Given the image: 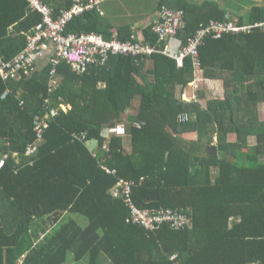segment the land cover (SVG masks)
<instances>
[{
  "label": "trees",
  "instance_id": "obj_1",
  "mask_svg": "<svg viewBox=\"0 0 264 264\" xmlns=\"http://www.w3.org/2000/svg\"><path fill=\"white\" fill-rule=\"evenodd\" d=\"M40 1L53 19L77 3ZM98 1L65 34L163 48L153 25L145 40L114 37ZM218 3L160 0L157 11H183L182 44L211 21L250 27L199 47L202 77L222 90L204 107V84L198 102L177 97L195 78L191 58L178 68L161 52L76 73L51 50L0 73V264H264V4L230 0L236 16ZM41 21L29 0H0V61L24 54ZM133 209L183 222L148 229Z\"/></svg>",
  "mask_w": 264,
  "mask_h": 264
},
{
  "label": "built area",
  "instance_id": "obj_2",
  "mask_svg": "<svg viewBox=\"0 0 264 264\" xmlns=\"http://www.w3.org/2000/svg\"><path fill=\"white\" fill-rule=\"evenodd\" d=\"M29 1L31 7L42 15V21L34 27V35L29 36V48L24 54L16 58L11 64L0 61V73L4 78H7L9 74L13 76L20 67L24 66L27 70L26 66L30 65L37 56L47 54L51 50L54 52V58L52 59L54 64L66 61L76 73L85 72L91 65L105 64L110 55L138 57L141 55L151 56L161 52L172 58L178 68H182L184 61L191 58L195 78L185 90H179L177 94L179 99L186 102H196V92L200 89L201 84L208 83L202 77L201 65L198 61V49L204 40L208 38L220 39L224 34L239 33L250 28L237 27L228 22L211 21L201 26L193 36L186 39L176 53H173L166 46L160 49L157 45L142 41L134 43L130 41L121 42L116 39L105 41L100 35L93 33L65 34V28L71 19L85 11H92L98 4V0H77V3L69 11L63 12L62 16L57 19L52 18L51 10L40 0ZM184 27L183 11L162 7L152 30L158 36V44H164L165 40L176 36ZM47 41H49V45L44 43ZM7 69H10L9 73ZM188 88L191 90V95ZM62 109L66 111L65 107H62ZM36 120L37 127L35 130L40 136L42 128H46L47 123L40 118H36ZM90 144H93L94 148V143L91 142ZM125 192L129 193L130 189L127 188ZM133 213L135 221L148 229H154L164 222L172 223V225L183 222V218L170 211L163 215L150 214V216L146 211L140 212L133 209ZM175 259L176 255L171 256V260Z\"/></svg>",
  "mask_w": 264,
  "mask_h": 264
},
{
  "label": "crops",
  "instance_id": "obj_3",
  "mask_svg": "<svg viewBox=\"0 0 264 264\" xmlns=\"http://www.w3.org/2000/svg\"><path fill=\"white\" fill-rule=\"evenodd\" d=\"M171 1V0H170ZM190 2H205L206 0H187ZM209 1V0H208ZM219 4V7L227 12V15L237 16V9L232 6L230 0H211ZM249 7L255 4H264V0H244ZM64 2L59 4L63 5ZM160 0H108L104 4V26L108 30H114V37L118 35L117 29H126L137 40H145L144 30L150 28L157 20V11ZM182 11V10H181ZM185 23V21H184ZM179 34V33H178ZM167 39L163 46L176 53L182 45L177 37ZM127 36V33H126ZM216 94H220V90Z\"/></svg>",
  "mask_w": 264,
  "mask_h": 264
},
{
  "label": "rangeland",
  "instance_id": "obj_4",
  "mask_svg": "<svg viewBox=\"0 0 264 264\" xmlns=\"http://www.w3.org/2000/svg\"><path fill=\"white\" fill-rule=\"evenodd\" d=\"M205 88L207 90V94H206L207 96L204 98V100L202 99L200 102H198V100H197V102L202 107L205 106L206 99L215 98V97L218 96L217 94L213 95V89H218V90L222 91L221 90V84L219 82H215L214 80L213 81L210 80V82L206 85ZM209 92H211V93H209ZM208 93L211 94V95H208ZM189 94L191 95V92H189ZM259 111H260L259 112L260 117L263 120L264 119V104H261L259 106ZM133 114H134V112L131 109L125 111V115L126 116L133 115ZM121 129H122L121 125H118V126L115 127V131L118 132L119 134L121 132ZM194 137H195L194 135L193 136H189V135L187 136V138H194ZM231 139H233V138H231ZM125 141L128 142V139L126 137H125ZM249 145H251V146L255 145V139L254 138H250L249 139ZM81 220H82V222H81L82 224H86V220L85 219H81ZM71 263L72 264H76L74 262H71ZM79 264H81V263H79Z\"/></svg>",
  "mask_w": 264,
  "mask_h": 264
},
{
  "label": "clouds",
  "instance_id": "obj_5",
  "mask_svg": "<svg viewBox=\"0 0 264 264\" xmlns=\"http://www.w3.org/2000/svg\"><path fill=\"white\" fill-rule=\"evenodd\" d=\"M209 82H210V81H208V83H209ZM208 83H206V84H204V85H207ZM217 91H218V89L215 90L214 95L217 93ZM217 95H218V96H221L220 94H217ZM218 96H217V97H218Z\"/></svg>",
  "mask_w": 264,
  "mask_h": 264
},
{
  "label": "water",
  "instance_id": "obj_6",
  "mask_svg": "<svg viewBox=\"0 0 264 264\" xmlns=\"http://www.w3.org/2000/svg\"><path fill=\"white\" fill-rule=\"evenodd\" d=\"M212 153H215V151L212 149Z\"/></svg>",
  "mask_w": 264,
  "mask_h": 264
}]
</instances>
